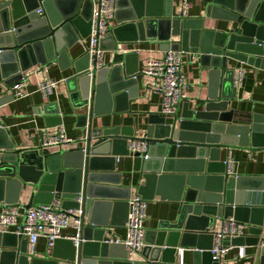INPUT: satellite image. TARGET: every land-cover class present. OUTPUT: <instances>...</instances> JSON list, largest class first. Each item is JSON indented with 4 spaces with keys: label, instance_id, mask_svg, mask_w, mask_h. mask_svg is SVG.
I'll return each mask as SVG.
<instances>
[{
    "label": "water",
    "instance_id": "95a60500",
    "mask_svg": "<svg viewBox=\"0 0 264 264\" xmlns=\"http://www.w3.org/2000/svg\"><path fill=\"white\" fill-rule=\"evenodd\" d=\"M202 2L205 15L198 19L174 17V0L115 2L116 26L99 43L101 50L114 51L116 44L158 43L161 51H180L188 61L195 59L210 81L207 99L196 100L200 107L188 109L185 103L181 116L175 113L169 124L167 117L150 115L148 158L134 155L131 171L123 173L115 172L116 158L128 155L127 140L133 132L94 122L110 115L113 106L115 113L128 111L129 100L137 94V81L131 79L136 69L130 68L137 54H116L114 60L121 59L118 65L92 68L90 74L88 54L70 58V50L90 33L89 0L0 3V106L13 101L11 86L36 65L57 61L64 69H73L65 80L72 111L65 116L75 118L76 128L83 131L74 147H58L52 153L16 149L8 132L0 129V206L28 210L58 200L61 209L68 210L78 208L77 199L82 198L83 242L76 249L69 240H56L52 257L78 264H179L180 246L191 252V261L183 257L182 264H216L207 252L213 242L207 229L214 221L233 219L249 226L243 237L230 240L234 246H256L264 236V176L229 175L220 160L223 149L249 145L263 150L264 158V115H254L251 125L243 127L232 125L233 113L227 111L236 93L228 60L264 64V1ZM204 19L236 26L222 33L205 29ZM50 114L57 115L53 126H61L60 112ZM135 175L137 195L146 201L156 196L174 210L172 219L144 233L145 247L134 252L139 260L129 261L123 245L109 242L106 229L125 226ZM29 188L28 203L19 204L20 192ZM26 246L21 236L0 233V264H57L30 258ZM257 256L264 264V255L258 251Z\"/></svg>",
    "mask_w": 264,
    "mask_h": 264
},
{
    "label": "crops",
    "instance_id": "0c3cea01",
    "mask_svg": "<svg viewBox=\"0 0 264 264\" xmlns=\"http://www.w3.org/2000/svg\"><path fill=\"white\" fill-rule=\"evenodd\" d=\"M3 1L4 0H0V3ZM185 5L186 14L182 18L198 19L204 17L205 5L202 0H187ZM181 7V2L179 0H174V17L179 16L178 14L181 11ZM113 24L114 28L116 25L115 23ZM235 26V23L229 21L204 19L205 29H213L222 33L227 32ZM86 43V38L77 43L70 50V58L76 59L83 55L85 53ZM104 47L110 48V44L104 43ZM102 51L104 52L103 62L105 66L112 67L120 63L121 59L118 58L120 57L118 56L113 63L110 64L112 51L107 49ZM118 53L137 54V57L130 61V68L136 69L135 74L143 69L147 61L161 59L165 54L164 51L159 49L158 43L119 44ZM262 59L264 60V55ZM183 60L184 63L181 67V75L183 77V91L186 95V100L178 106L176 111L178 118L183 112V105L185 103L188 105V109H193L195 106L200 107L202 104H198L196 100L207 99V95L210 92V81L207 71L201 69L199 63L195 59L188 61L185 54L183 55ZM228 65L234 70V75L238 71L243 72L242 85L239 87L234 86L236 88V93L234 99L230 100L227 107V111L233 113L231 124L243 127L250 126L254 115H264V64H257V67H255L254 65L249 66L234 60H228ZM71 75H73V69H64L63 66L58 65L57 61L48 63L45 66L36 65L27 72V77L24 79V85L21 88L23 97L0 106V122L4 126L5 131L8 132L11 141L15 143L16 149L41 150L42 132L51 134L55 131L56 127H58L53 126L55 121H52V118L57 117V115L50 114L56 110L60 112L59 116L62 119L61 127L65 135L77 142L83 137V131L76 128V119L65 116L72 111L65 86V80ZM44 78H49L57 83L55 91L46 97H43L37 90L38 83L43 81ZM136 81V98L129 100L128 111L115 113L113 106V111L110 115H103L101 117L102 119L94 122L95 126L101 125L108 129L114 127L128 128L133 132V137L128 138L127 142L132 139H145L150 115L155 114L161 116L162 99L160 95L154 92L150 80L148 78L138 77ZM227 92L228 87H226V93ZM100 109L102 110L103 108ZM47 118H49L48 121ZM167 118L166 124L171 123L173 117ZM96 122L101 124H97ZM121 145L118 149L122 148ZM74 146L75 144H72L71 148ZM57 148L58 147H49L44 150L52 153L57 151ZM229 156L232 159L230 168L232 174L246 177L264 176L263 150L251 149L250 145L248 148L236 147L231 148L229 151L223 149L221 151L220 160L227 161ZM118 159L119 160H116L115 163V172H130L132 169L133 157L131 155H124L118 156ZM137 178L138 176L135 175L129 200L136 194V189L134 187L138 183ZM141 184H143V182ZM27 190V192L23 190L20 192L19 204L26 205L28 203L31 189L29 188ZM17 209L21 215L24 214V208L18 207ZM173 210L174 208L171 205L165 201H161L160 198L156 196L153 201H147L146 217L142 225L144 233L156 229L160 222L172 219L170 214ZM120 219L121 217H119V220ZM18 222L21 224L22 216L18 218ZM222 224V220H216L207 231L210 232V234L217 233L220 231ZM246 226L247 228L243 233L244 235L247 234L246 232L249 227L248 225ZM14 232H17L16 227L8 229V233L14 234ZM73 232L72 228H67L61 231V236H69L72 235ZM125 235L126 230L124 226H113L106 229V237L112 241H123ZM23 239L25 238L23 237ZM244 247L245 256L243 258L237 257V248H235L225 256V261L228 264H261L260 258L257 256V247L253 245H244ZM178 248L181 247L179 246ZM26 251L27 254L30 255V258L47 259V261L56 262L57 264L69 262L52 257L53 247L49 248L46 239L43 237L38 239L33 249L27 241ZM116 252L117 254H122L123 251L116 249ZM127 259L129 261H137L139 257L134 252H128ZM184 260H186L187 263L191 261V252L189 250L185 251Z\"/></svg>",
    "mask_w": 264,
    "mask_h": 264
},
{
    "label": "built area",
    "instance_id": "2783aa9c",
    "mask_svg": "<svg viewBox=\"0 0 264 264\" xmlns=\"http://www.w3.org/2000/svg\"><path fill=\"white\" fill-rule=\"evenodd\" d=\"M41 2L42 0H37ZM82 1V0H81ZM92 6L90 24L91 29L86 37L85 53L89 56L88 71L91 74L92 68L101 69L105 66L103 62L104 52L99 49V43L111 35L114 26L115 2L116 0H89ZM181 2L180 17L186 14V1ZM264 1V0H263ZM40 15V14H39ZM119 51V44L112 51L110 64L113 63L114 56ZM121 54V53H120ZM122 53L121 55H123ZM184 53L180 51H167L161 59L149 60L138 73L131 76V79L137 80L138 77L148 78L152 83L155 93L160 95L162 106L160 114L162 117H172L176 113V108L180 103L186 100V95L183 91L184 83L181 75V67L184 63ZM243 72L235 73L233 83L235 87L242 85ZM24 85V79L15 82L11 86V96L13 100H18L23 97L21 88ZM57 88V83L49 78H44L37 85L38 92L46 97L51 95ZM0 129H5L0 122ZM68 138L61 126L56 127L51 134L42 132L41 150L49 147L70 148L72 144H77ZM150 144L146 139H132L127 142L128 155L132 157L139 155L142 160H146ZM0 152V164L2 157ZM118 161V157L116 158ZM225 164L228 167L229 175H233L230 168L232 159L228 157ZM78 208L62 210L61 201L53 200L47 205H36L24 211V214L19 213L18 207L1 205L0 206V233H8V229L16 227L15 235L27 239L29 245L33 249L38 239L43 237L47 241V246L52 248L54 242L59 239L69 240L73 246L78 249L83 242L82 234V198L78 197ZM147 201L135 194L128 202V215L125 224L126 235L123 241L110 240V243L120 244L125 247L128 252H139L145 247L143 222L146 217ZM22 216V222L19 224L18 218ZM223 224L217 233H212L213 244L207 252L211 255L212 260L216 264H228L225 261V256L233 249L237 248V257L245 256L244 246H234L230 244V240L243 237L247 226L243 223L234 221L233 219L222 220ZM67 228L73 229V234L69 236H61V231ZM225 241L228 244H225ZM257 251L264 255V236H260L256 245ZM185 249L177 248L178 263H183ZM62 264H78L74 262H65Z\"/></svg>",
    "mask_w": 264,
    "mask_h": 264
}]
</instances>
